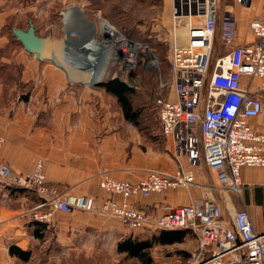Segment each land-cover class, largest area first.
<instances>
[{"label": "rangeland", "instance_id": "374dc122", "mask_svg": "<svg viewBox=\"0 0 264 264\" xmlns=\"http://www.w3.org/2000/svg\"><path fill=\"white\" fill-rule=\"evenodd\" d=\"M73 9L79 12L80 21L75 22V26L71 23L68 29L70 46L80 48L90 39L94 40L96 46L90 47L91 52L85 54H89L92 63L83 73L88 69H100L101 72L98 80L89 84L71 78L60 64L51 63L68 81L67 91H61L56 99L51 100V95L44 91L46 82L38 79L39 76H51L50 73L43 72V64H31L33 55L13 43L10 28L20 26L25 29L31 18L40 35L49 33L53 39L62 40L64 24L60 12L64 15ZM1 11H6L0 16V85L3 91L0 102L5 101L2 118L7 123L16 119L22 126L30 122L45 126L50 141L57 142L45 150L49 160H58L71 174L81 171L83 165L88 169L87 173L100 172L98 187L103 174L115 180L136 181L129 180V177L139 174L144 177L148 169L168 174L191 169L187 159L174 152L171 142L160 133L159 127L157 100L173 97L169 62L173 28L168 0H7L0 5V14L4 13ZM102 22L113 25L127 38L146 46L144 52L139 53L140 60L135 67L126 70L112 44L110 52L102 49L101 45L105 43ZM183 25L180 23L179 29ZM177 36L182 40L185 34L182 33V38L178 32ZM185 41L178 42L184 44ZM66 49L62 50L64 54ZM73 54L68 55L71 57ZM215 59L214 52L209 74ZM24 76L30 77L25 79ZM114 78L127 82L134 90L131 100L141 114L137 127L124 120L116 98L97 87V84ZM36 96H39L38 102ZM41 104L46 105L40 108ZM53 147L59 153L51 152ZM39 159L45 167L47 159ZM195 186L201 185L197 183ZM52 187L75 195L69 186L65 187L66 190L55 185ZM179 188L166 190L164 196L151 194L166 197L169 191ZM24 189L39 199L32 190ZM216 191L221 192L219 189ZM211 192L215 191L211 189ZM228 194L240 199L243 189L238 195L234 192ZM91 197L98 201L109 197L121 200L107 192L102 198ZM128 202L132 208L152 218L165 211L153 209L152 212L137 207L130 199ZM169 207L173 206L164 208ZM32 209L28 207L24 211V225L32 220ZM237 209L233 205L228 207L232 212ZM57 222L63 224L62 229L57 227ZM45 224L41 240L31 237L30 229H27L29 241L26 249L22 250L30 251L29 260H17L15 264H139L136 259L118 253V243L127 236L152 240L160 230H165L148 225L129 231L117 216L78 210L67 214L55 212L51 222ZM196 247L195 237L188 234L182 242L171 245L154 243L150 254L153 264H189Z\"/></svg>", "mask_w": 264, "mask_h": 264}, {"label": "built area", "instance_id": "2783aa9c", "mask_svg": "<svg viewBox=\"0 0 264 264\" xmlns=\"http://www.w3.org/2000/svg\"><path fill=\"white\" fill-rule=\"evenodd\" d=\"M168 1L173 28L169 50L173 97L157 100L161 133L191 167L203 163L214 174L219 190L238 195L243 189L241 168L264 169V128L257 131L249 122L264 110V20L250 22L255 40L243 45L233 44L235 23L224 20L219 35L229 51L214 60L209 74L215 32L214 0ZM197 18L201 23H195ZM180 23H184L186 33L184 44L178 42ZM105 24L109 25L102 32L105 42H111L122 66L132 69L146 46ZM255 79L259 85L252 90ZM3 143L0 135V149ZM0 181L30 189L38 196L40 201L32 209V220L50 223L55 212L96 211L117 216L129 231L148 225L190 231L197 247L189 264H264V234L255 229L245 207L234 210L227 221L210 194L191 198L183 206L169 207L156 218L129 205L128 200L134 196H164L168 189L195 186L191 169L174 174L148 169L137 181L115 180L103 174L99 187L119 196L120 201L111 197L98 201L49 186L40 159L30 174L17 176L0 158Z\"/></svg>", "mask_w": 264, "mask_h": 264}, {"label": "crops", "instance_id": "0c3cea01", "mask_svg": "<svg viewBox=\"0 0 264 264\" xmlns=\"http://www.w3.org/2000/svg\"><path fill=\"white\" fill-rule=\"evenodd\" d=\"M5 2H7V0H0V5ZM213 3L215 32L213 35L212 55L215 52V58L227 54L229 51V48L222 44L219 35L220 25L226 19L232 20L235 23L236 35L233 43L234 45L248 44L255 40L249 24L255 19L264 20L263 2L259 0H214ZM74 10L75 9H73L74 14L71 10L65 12L64 15L63 12H60L67 34L69 33L68 29L71 23L73 21V23L80 21L78 19V17H80L79 12L77 13V10ZM1 12L4 13H1L0 16L5 15L6 11ZM75 12L79 15L73 19V16H76ZM195 23H201V20L197 18ZM14 28H18V26ZM34 28L36 33L40 35L35 25ZM178 32L181 33V37L183 38L182 33L184 31L182 28L178 29L177 33ZM64 35L63 30L62 40L64 39ZM178 41H184V38L182 40L179 38ZM65 44L68 46L70 45L69 34L67 41H63L61 47H64ZM22 50L26 52L24 49ZM55 52H57V50ZM32 63L36 65L43 64V72L50 73L51 76H39L38 79L41 80L42 78V81L46 82L44 91H46V94L49 96L51 95V100L56 99L61 91H67L68 81L66 76H60L59 71L51 66V63L54 62L50 60H38L33 56L31 64ZM24 77L26 79L30 76ZM258 85L259 80H253L251 89L256 90ZM2 92L0 85V98ZM38 98L39 96H36L37 102ZM261 99L264 104V92L261 94ZM4 103V100H2V104L0 102V135L4 139V143L0 149V158L10 167L13 174L17 176L30 174L38 157H44V159L49 160L45 155V150L47 146L56 145L57 142L50 141L45 126L36 125L34 122L28 123L27 126H22L16 119L7 123L6 120L2 118L4 114L2 105H4ZM45 105L41 104L40 108H44ZM249 122L257 131L262 130L264 128V110L261 115L250 119ZM50 149L54 154L59 153L54 150V147ZM47 160H45L44 173L49 186L55 185L62 190L69 186L75 195L86 194L96 197L101 196V198L104 196L105 192L98 187V174L100 172L96 171L94 174L90 172L87 173L88 169L83 165L81 171L76 170V172L71 174L65 171L67 169L63 167L58 160L54 158L51 159L54 162L51 160L48 162ZM200 165L201 166L191 167L188 164L194 172L195 181L201 186H191L188 189L179 188L176 191H169L166 197L159 196L158 194H151L149 197L138 195L130 198V200L134 201L136 206L141 209L150 211L157 209L156 211L158 212V209L164 211L166 209L164 208L165 206H183L186 205L191 198H201L210 194L220 205L225 220L229 221L230 214L232 213V211H228L229 205H233V208L245 207L255 229L259 233L264 234V169L261 167L241 168L240 177L243 184V195L240 196V199H237L230 196L226 191L220 190L223 193L216 191L218 187L214 180V174L210 172L204 164ZM73 176H75V178H73ZM141 177V174L132 175L129 177V180L134 179L137 181ZM211 189L215 192L212 193ZM33 194L35 193L33 192ZM36 198L37 197H34L30 192H23L21 194H16L14 192V194L10 195L6 185L0 182V264H15L14 257H11L8 253V247L10 245H15L20 249H26L29 235L22 217L24 211L28 207L35 208L37 206L39 199L36 200ZM55 216L54 220L57 219ZM62 226L63 224L57 222V227H60L59 229H62Z\"/></svg>", "mask_w": 264, "mask_h": 264}, {"label": "trees", "instance_id": "16d2710c", "mask_svg": "<svg viewBox=\"0 0 264 264\" xmlns=\"http://www.w3.org/2000/svg\"><path fill=\"white\" fill-rule=\"evenodd\" d=\"M18 28H20V26H18ZM10 34L13 43L19 45L20 48L23 49L21 43L15 40V37L11 32V28ZM97 87L104 89L106 92L116 98L125 121L129 122L135 127L139 125V119L141 114L133 106L131 97L134 93V90L131 86L128 87L120 79L114 78L97 84ZM159 127L161 133L160 122ZM5 185L10 195L14 194V192L16 194L27 192L23 187L20 186H16L13 184ZM46 226L47 225L45 223L38 222L36 220H31L26 224L27 229H30L31 237L40 240L43 238V233ZM188 234L191 235L190 231L188 230H160L159 235L153 237L152 240H139L137 238L127 236L118 243L117 252L120 254H124L127 258L136 259L139 264H153L150 249L154 243L171 245L177 242H182V239ZM8 253L11 257H14L15 261L18 260L26 262L29 260L30 257L29 250H22L15 245H10L8 247Z\"/></svg>", "mask_w": 264, "mask_h": 264}, {"label": "bare ground", "instance_id": "6f19581e", "mask_svg": "<svg viewBox=\"0 0 264 264\" xmlns=\"http://www.w3.org/2000/svg\"><path fill=\"white\" fill-rule=\"evenodd\" d=\"M72 12H73V10H72ZM77 13H76V16H73V19H74V17H77L79 15V14L77 15ZM73 14H74V12H73ZM66 19H67V17H66ZM78 19H79V17H78ZM76 20H77V18H76ZM73 22H72V24H73ZM79 23H76V24L79 25ZM74 26H75V23H74ZM74 26H73V28H76ZM108 26L109 25L105 24V22H102L101 23V28H102V30L104 32L107 31ZM88 27L91 30V28H90L89 25H88ZM183 31H184V34H185V36H184V39H185L186 33H185L184 28H183ZM94 42H95L94 40L90 39L88 41V43H85L80 48H77L76 46H74V47L73 46H70V45L68 46V45L65 44L64 47H61L60 49H57V52H55L54 55H53V60L55 62H57L58 64H60L61 66H63L66 69V71L68 72V74H69V76L71 78H74V79H77V80H82V81L84 80V81H86L88 83L94 82V81L98 80V78H99V75H100V72H101L100 69H97V70L94 69L93 71H91L90 69H88L85 73H83V70L85 68H88L89 67L88 65H90L92 63L91 58L88 57L89 54L86 55V56H85V54L91 52L92 49L90 50V47L96 46ZM110 44H111V42H109V40H106V42L103 45H101V47H102V49H105V50H107V51L110 52ZM66 47H67L68 50L66 49L67 50V53L64 54L62 52V50L64 48H66ZM78 47H79V45H78ZM72 53H74L73 54L74 57L72 55H71V57H69L70 55H68V54H72ZM81 53H84V55H82ZM73 58H74V60H73Z\"/></svg>", "mask_w": 264, "mask_h": 264}, {"label": "water", "instance_id": "95a60500", "mask_svg": "<svg viewBox=\"0 0 264 264\" xmlns=\"http://www.w3.org/2000/svg\"><path fill=\"white\" fill-rule=\"evenodd\" d=\"M11 32L14 35L15 40L21 43L26 52L32 54L38 60H50L58 65V63L53 60V55L55 51L63 45V41H67L68 39V34L65 28L63 40H55L50 34L45 36L38 35L31 19L28 20L25 29L12 27ZM124 83L130 87L127 82Z\"/></svg>", "mask_w": 264, "mask_h": 264}]
</instances>
